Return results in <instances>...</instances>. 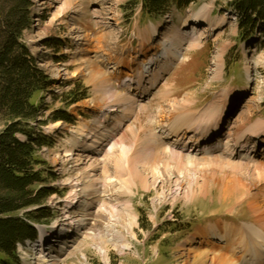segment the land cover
Masks as SVG:
<instances>
[{
	"label": "rangeland",
	"instance_id": "374dc122",
	"mask_svg": "<svg viewBox=\"0 0 264 264\" xmlns=\"http://www.w3.org/2000/svg\"><path fill=\"white\" fill-rule=\"evenodd\" d=\"M230 1L200 0L185 9L172 8L161 18H151L142 12L138 0H30L29 27L24 31L22 41L37 65L53 79L47 91L33 96L40 108L36 121L30 125L34 134L46 135L51 140L50 145L37 149L35 155L41 161L39 168L46 170L51 177L48 186L56 192L46 200L53 217L38 225L39 235L35 242L17 246L15 264H33L38 254L40 233L50 230L52 225L55 226V236L51 235L47 244H41L45 253L56 258V264H194L195 253L189 251L193 247L209 248L207 245L211 241L198 233L200 231H195L217 221L237 227L253 222L255 217L246 197L250 191L256 193V200H262L264 206V175L261 174L264 173V133L260 137L244 136L241 139L243 145L237 149L240 155L232 157L235 167L226 168V172L229 174L232 170L230 174L233 175L229 174L228 179L211 180L212 172L216 170L209 167L196 170L199 175H207L209 188L205 195L197 189L192 199L181 195L172 200L158 199L166 187L158 180L153 181L150 165L163 170L167 166L173 167V163H168L161 154H148L141 148L151 130L161 137L160 131L168 125L165 122L178 112L179 106L203 112L220 92L226 94L227 100L221 111L225 115L222 116L223 123H220L226 135L238 127L264 120V25L251 39L240 41L238 17L229 6ZM203 5L210 6L212 21L221 19L222 23L211 34L202 36L200 47L189 48L188 43L183 42L177 57L153 83L151 73L155 74L164 62L162 47L155 54L157 45L181 28L185 19L200 11ZM188 21L192 27L193 20ZM195 26L201 32L205 24ZM217 55L220 56V70L216 73L213 67ZM145 58H152L146 65L150 72L142 64ZM140 69L145 74L144 93L136 84ZM130 74L132 78L128 77ZM101 75L107 78L105 82ZM76 84L86 89L87 95L66 105L64 95ZM127 87L133 90L128 91ZM129 92L135 94L136 102L126 105L124 114L121 109L125 104H119L128 101L125 95ZM185 98L189 103L183 101ZM174 101L178 102L176 106ZM63 108L73 116V122L52 120L56 111ZM119 118L122 119L120 124ZM160 121L162 123L158 126ZM79 129L86 133L84 140L87 144L93 138L98 142L92 147L73 150L65 157V149H72L66 140L75 137ZM111 134L115 139L124 135L126 145L138 150L143 171L148 174L149 189L134 181L132 193L126 192L122 187L127 177L125 172L117 171L113 161L107 162L104 158L95 172L89 169L83 173L89 163L86 155L94 148L99 149L101 143L105 146L107 140L113 139ZM18 137L26 139L23 135ZM109 145L110 142L105 147ZM118 153L115 150L114 156ZM200 157L203 156H197ZM188 168L191 167L187 166L186 172ZM89 174L97 175L100 194L113 193L114 196L107 198L104 205L75 203L71 207L68 179L78 178L84 184V175ZM184 177L186 181L182 185L186 191L188 182L192 184L194 179L189 171ZM229 179L238 180L240 189L225 195L222 188ZM125 201L132 203L137 218L134 236L126 232ZM66 207L70 208L69 217H65ZM83 213L88 225L76 227L72 220ZM112 223L119 235L130 242L122 252L119 251L120 239L111 229ZM231 239L218 243L226 245L223 251L228 254H233L230 250L235 248L232 256L242 258L245 249L239 248V242L227 247ZM100 249L107 252L106 262ZM210 257L209 254L204 264H211Z\"/></svg>",
	"mask_w": 264,
	"mask_h": 264
},
{
	"label": "bare ground",
	"instance_id": "6f19581e",
	"mask_svg": "<svg viewBox=\"0 0 264 264\" xmlns=\"http://www.w3.org/2000/svg\"><path fill=\"white\" fill-rule=\"evenodd\" d=\"M210 10V6L203 5L200 11L191 14L185 19L181 28L177 29L174 34L166 37V39H163L157 45L158 47H156L157 50L155 51V54L158 53L160 51V47H162L164 50V62L161 65L162 67H158L159 70L156 71L155 74L151 73L153 83L157 81L159 74L168 69V66L177 57V53L180 52L181 47L184 45L183 42L188 43L187 45L189 46V48L195 49L196 47H200L202 45V36L205 34H211V32L216 30V28L219 26V23H222L221 19L215 21H212L210 19ZM189 19H192L194 22L192 27H189ZM200 23L205 24V27L201 32H199L198 28L195 26L196 24ZM219 58L220 56L217 55L214 63L216 66L215 68L213 67V71L216 73L220 70ZM151 59H142L144 69L147 71H149V66L146 65L149 64ZM101 76V79L105 82L107 78L105 79L103 75ZM128 77L132 78V75L130 74V76ZM144 79L145 74H143V70L140 69L139 79L136 84L138 86L137 89L140 90L141 93H144L146 88L144 87ZM127 90L130 91L133 90V88L127 87ZM225 96L226 94L224 92H220L214 98L211 105H209V107L203 112H200L199 110L190 111L186 109V107L179 106L178 112L167 119L169 123L167 121L165 122L168 125L166 129L160 131L161 137L157 136L154 130H151L148 137H146L145 141H143L141 145L142 150L147 151L148 154H161L162 157L166 158V161L168 163H173V167L167 166L163 170H160L159 167H156L153 164L150 165V174L153 181L155 182L158 180L162 185L165 184L166 187V190L164 189L162 191L158 199L166 201L171 198L172 200L180 195L185 196L188 199H192L196 195L197 189L204 195L207 194L209 178L205 174L199 175L196 170H198L199 168V170H202V168L206 169L209 167L216 170L215 172H212L211 180L220 178V180L223 179L224 181V179H228L227 177L232 170L228 174L226 172V170L228 169L226 168L232 169V167H235V163L232 162V157H234V154H236L235 156L237 157L240 155L237 153V149L240 147V145H243L240 143L241 139L244 136L246 138L260 137L264 133V120L256 121L252 125H245V127H238L233 133H230L229 135L223 133L220 123H223L222 116L224 115L221 113V111H223L224 107L227 104ZM120 98L122 97L120 96ZM125 98L128 101L124 102L123 100V103L119 104L121 106L125 104V106L121 109V112L124 114L127 112L126 105L136 102L135 94H132L130 92L129 95H125ZM183 101L189 103L188 98H185ZM119 102L121 103V99ZM177 104L178 102L174 101V106H176ZM130 107H132V105ZM118 120L119 124L122 123V119L119 118ZM161 123L162 121L158 122V126ZM104 131L106 133V130ZM85 136L86 133H84L83 130L79 129L77 130V134L75 137L66 140V143L70 144L72 149H65V157H68L69 154L71 155L70 152H72L73 150H76L78 148L84 149L90 146L92 147L98 142L95 141V138H93L87 144V142L84 140V138H86ZM110 136L113 137V139L110 138V141L107 140V144H105L106 146L110 142L108 148H106L101 143L99 149L94 148L92 153L86 155L89 163L88 165H86L85 171L83 173H86V171L89 169L92 170V172H95L100 161L104 158V160L107 162L113 161L117 171L121 170L125 172L127 177L124 179L122 187H125L126 192L132 193L131 184L133 185L134 181H137L143 188L149 189V178H147L148 174L144 173L143 171V161L142 157L137 153L138 150L131 147V145H126L124 135L119 137L118 139H115L113 134H111ZM161 140H163L166 144H164ZM242 148L240 150H242ZM115 150H118L119 152V155H117L116 157L114 156ZM130 151H132L131 156L129 155ZM183 152H185V154ZM198 155H202L203 157L197 158ZM78 160L81 159L79 158ZM187 166H190L192 168H188L187 170L189 171L190 176L194 179V182L192 184L188 182L189 185L186 187L187 189L185 191L183 190L182 183L184 180L186 181L184 174L188 173V171L186 172L185 169ZM217 170L220 171L217 173ZM261 174L264 175V173ZM96 176V174L84 175V184H82V182L78 178L68 179L67 183L70 186L68 195L70 198L69 202L71 204V207L75 205V203L87 204L88 206H94L95 203H102L104 205L107 198L110 199L114 196L113 193L103 192L104 195L99 193V190L101 189L99 185L97 186L96 184V181L98 180ZM226 183L227 185L225 184V186H223L222 188V193H224L225 195L229 193L231 194L232 191H238L240 189L238 180L229 179V183L228 181ZM100 185L106 187V184L104 183H101ZM256 197V193L254 194L251 191L246 197L248 198V206L253 216L255 217L253 222L237 227L235 225H230L223 222L219 224V222L217 221L215 223L208 224L202 230L195 231H200L198 233L203 234L207 237V239H210L211 241L207 240L210 241L209 245H207L209 248L201 250L200 248L193 247L192 250L189 251V253H195L193 255L194 264H196L198 261L201 264H204L207 261L209 254L211 255V264H264V206L262 205V200H259L258 202V200H256ZM132 208L133 205L130 201H125L123 203V210L126 211L127 215L125 222V226L127 229L126 232H128L130 236H134L133 228L137 222L136 215L135 213H133ZM69 209L70 208L68 207L65 208V217L70 216L68 215ZM85 216V213L79 215L74 220H72L74 221L73 224H76V227L85 228L88 225V223L85 221ZM116 216V218H118L119 215L116 214ZM115 222L116 221L114 220V223ZM114 223L111 224V229H113L114 231L113 234H115V236L120 239L121 245L119 247V251L122 252L125 248L129 247L130 242L126 237L122 238V235H119ZM230 238H232L231 243H229L227 247H230L231 245L236 246L237 242H239V244H241L239 248L245 249L243 251L244 254L242 258L237 259L236 257L232 256L236 252L235 248H232L233 250H230L233 254H228L227 252L223 251V249L226 248V245L224 246L218 243L220 240L224 242L229 241ZM188 243L191 244L193 242L192 240H188ZM114 246L118 247L116 244H114ZM42 247L43 244H41L40 241L37 249L38 254L36 253L33 264H56V258H52V256H50L48 253H45V250ZM100 253L102 258L106 262V250L100 249Z\"/></svg>",
	"mask_w": 264,
	"mask_h": 264
},
{
	"label": "trees",
	"instance_id": "16d2710c",
	"mask_svg": "<svg viewBox=\"0 0 264 264\" xmlns=\"http://www.w3.org/2000/svg\"><path fill=\"white\" fill-rule=\"evenodd\" d=\"M138 1L144 14L161 18L172 8L185 9L200 0ZM229 6L238 14L239 40L250 38L264 24V0H231ZM30 7V0H0V264H15L17 244L36 239V225L53 217L46 200L56 192L48 186L51 177L39 168L41 161L35 155L51 140L34 134L30 125L40 108L33 96L53 83L22 41ZM86 95V89L76 84L65 93V104ZM52 120L73 122L74 118L63 108Z\"/></svg>",
	"mask_w": 264,
	"mask_h": 264
}]
</instances>
